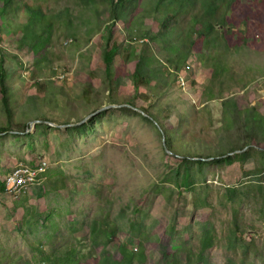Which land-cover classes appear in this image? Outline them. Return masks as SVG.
<instances>
[{"label":"rangeland","instance_id":"374dc122","mask_svg":"<svg viewBox=\"0 0 264 264\" xmlns=\"http://www.w3.org/2000/svg\"><path fill=\"white\" fill-rule=\"evenodd\" d=\"M59 1L48 5H69L75 17L72 29L54 33L48 62L35 64L39 56L20 42L23 10L11 23L0 18V55L10 87L9 111L0 93V181L15 168L31 171L16 193L0 189V264H52L47 256L56 261L72 248L82 264H94L108 252L119 259L115 251L124 243L137 257L134 264H165L169 251L180 264H264L262 132L260 144L238 150L249 130L242 126L229 136L220 129V100L201 96L210 69L193 58L191 68L182 71L200 106L175 80L167 88L159 85L149 107L182 155L168 152L166 131L161 126L163 136L158 120L140 109L150 100L133 97L136 62L127 60L124 50L141 47L138 30L81 12L74 0ZM242 4L253 13L260 10L258 0ZM145 21L156 27L150 18ZM97 22L101 30L89 35ZM106 25L121 47L115 69L122 84L115 103L103 61ZM76 28L78 44L72 43ZM253 61L250 70L236 66L251 81L227 96L264 114V47ZM130 98L134 106L124 103ZM235 149L244 153L231 162L213 156L198 161ZM206 228L215 244L202 253Z\"/></svg>","mask_w":264,"mask_h":264},{"label":"trees","instance_id":"16d2710c","mask_svg":"<svg viewBox=\"0 0 264 264\" xmlns=\"http://www.w3.org/2000/svg\"><path fill=\"white\" fill-rule=\"evenodd\" d=\"M51 1L60 2L0 0V18H6V22L11 23L10 17H14L22 10L26 13V21L18 24V29L22 31L20 42L22 45H28L35 55L39 56L35 64L49 61L50 52L47 51V47L54 33L73 28L75 17L73 8L65 5L60 9H53L48 5ZM44 3L47 5L44 6ZM74 3L81 12L91 11L100 16L106 15L108 22L124 21L133 27V31L138 30V38L142 40L141 47L131 45L124 51L127 60L136 62L132 74L135 89L133 97L143 96L150 100L147 107H140L148 117L152 116L160 122L149 108L152 98L158 96L159 85L163 88L170 87L182 70L190 69L188 61L194 58L210 69V77L201 96L208 102L220 100L222 108L220 129L229 136H232L234 129L242 126L249 130L243 146L238 149L240 151L246 146L260 144L259 132L264 135V114L253 106L240 107L237 99L227 94L233 87L243 89L251 81L245 79L236 66L241 64L245 70H250L253 64H257L253 61V56L258 49L264 47V0H258L260 10L257 13H253L250 6L243 5L242 0H74ZM147 18L155 23V28L146 25ZM106 27L108 29L104 35L106 48L103 52V61L110 100L115 103L117 102L115 95H118L122 84L115 69V59L121 47L113 39L111 26ZM101 28L97 22L87 33L91 35L92 31H100ZM253 30L256 33H253ZM77 32L78 29L72 33L74 37L72 43L75 44H78ZM154 44L159 46L161 57L156 55ZM253 46L258 49L254 47L257 49L255 50ZM4 64L5 60L0 55V93L9 111L10 87ZM244 74L249 75L246 71ZM131 98L124 103L134 106V100ZM154 106L155 103L152 104V108ZM158 121L157 124L161 129L163 127L167 134L166 147L173 154L182 155L175 147L174 135ZM235 151L236 149L222 154L201 156L198 161L206 163L208 162L206 158L213 156L214 160L220 157L221 162H231L244 153ZM230 152L235 154L229 155ZM183 156L187 158L188 155ZM0 189L6 190L5 180L0 181ZM96 223L93 232L96 231ZM214 244L212 230L206 228L200 236L201 252H205ZM115 253L120 255L119 259L116 254L108 252L100 255L94 264H134L137 258L125 243L120 244ZM46 259L52 264H82L83 260L75 248L57 257L56 261H53L51 256H47ZM165 264H180L177 253L167 252Z\"/></svg>","mask_w":264,"mask_h":264},{"label":"bare ground","instance_id":"6f19581e","mask_svg":"<svg viewBox=\"0 0 264 264\" xmlns=\"http://www.w3.org/2000/svg\"><path fill=\"white\" fill-rule=\"evenodd\" d=\"M30 169L27 168H15L7 177L6 190L11 193H16L20 190L27 181V175L30 174Z\"/></svg>","mask_w":264,"mask_h":264},{"label":"built area","instance_id":"2783aa9c","mask_svg":"<svg viewBox=\"0 0 264 264\" xmlns=\"http://www.w3.org/2000/svg\"><path fill=\"white\" fill-rule=\"evenodd\" d=\"M177 83H178V85H179L182 89H184V90L186 91V93L189 94V97H190L192 103H193L195 106L199 107L200 105H199V102H198L197 95H196V97H195V95L189 93L190 85H188V80H187L186 76L184 75V72H183V71L180 72V73L178 74V76H177ZM30 185H32V184H29V186H30Z\"/></svg>","mask_w":264,"mask_h":264},{"label":"water","instance_id":"95a60500","mask_svg":"<svg viewBox=\"0 0 264 264\" xmlns=\"http://www.w3.org/2000/svg\"><path fill=\"white\" fill-rule=\"evenodd\" d=\"M117 106V105H116ZM129 106H131V105H129ZM103 108H105V107H103ZM102 108V109H103ZM136 108V107H135ZM101 110V109H100ZM99 110V111H100ZM142 111V110H141ZM98 112V111H97ZM143 112V111H142ZM96 113V112H95ZM95 113H92V114H90V116L91 115H93V114H95ZM144 113V112H143ZM36 122H38V120H35V121H33L32 123H31V126H34V123H36ZM157 123V122H156ZM158 125V124H157ZM158 127L160 128V126L158 125ZM161 129V128H160ZM161 131H162V129H161ZM162 133H163V136H164V132L162 131ZM165 148H166V150L168 151V152H170V153H173L172 151H170L166 146H165ZM235 152H239V151H235Z\"/></svg>","mask_w":264,"mask_h":264}]
</instances>
